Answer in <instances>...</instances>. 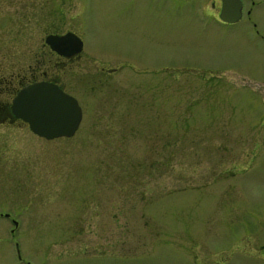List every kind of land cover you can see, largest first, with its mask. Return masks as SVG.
Here are the masks:
<instances>
[{
  "label": "rangeland",
  "instance_id": "rangeland-1",
  "mask_svg": "<svg viewBox=\"0 0 264 264\" xmlns=\"http://www.w3.org/2000/svg\"><path fill=\"white\" fill-rule=\"evenodd\" d=\"M66 1L81 120L0 124V264H264V0Z\"/></svg>",
  "mask_w": 264,
  "mask_h": 264
},
{
  "label": "flooded vegetation",
  "instance_id": "flooded-vegetation-1",
  "mask_svg": "<svg viewBox=\"0 0 264 264\" xmlns=\"http://www.w3.org/2000/svg\"><path fill=\"white\" fill-rule=\"evenodd\" d=\"M212 6H214L212 4ZM43 7V10L41 8ZM68 7L64 0H0V89H6L5 101L0 100V124H17L27 127L10 111V102L14 94L22 86L36 81H45L55 84L66 91L65 84L57 78V72L78 61L84 55L83 45L79 53L70 56L57 54L45 39L49 35H62L68 30L52 31V26L63 22V13ZM37 22H43L41 55L37 58L35 45L31 47L30 41H35V28ZM50 29V30H49ZM23 46V47H22ZM29 64L24 73H21V60L26 58ZM39 59V60H38ZM93 60L95 58H87ZM127 63V60L125 61ZM36 63L42 67L36 66ZM56 67L60 69L57 70ZM99 74H113L118 68L98 67ZM97 70V71H98ZM22 76H25L22 78ZM13 84V85H12ZM2 90V91H3ZM0 91V93H2Z\"/></svg>",
  "mask_w": 264,
  "mask_h": 264
},
{
  "label": "water",
  "instance_id": "water-1",
  "mask_svg": "<svg viewBox=\"0 0 264 264\" xmlns=\"http://www.w3.org/2000/svg\"><path fill=\"white\" fill-rule=\"evenodd\" d=\"M239 16L238 0H221L218 12L221 21L232 23ZM45 41L63 56L78 53L81 49L80 39L72 32L49 35ZM10 109L13 116L25 122L33 134L44 139L71 136L81 118L80 108L73 97L56 85L42 81L19 89L11 101Z\"/></svg>",
  "mask_w": 264,
  "mask_h": 264
}]
</instances>
